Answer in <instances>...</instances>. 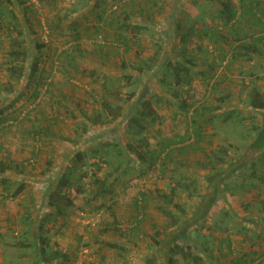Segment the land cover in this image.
Returning a JSON list of instances; mask_svg holds the SVG:
<instances>
[{"label":"rangeland","instance_id":"1","mask_svg":"<svg viewBox=\"0 0 264 264\" xmlns=\"http://www.w3.org/2000/svg\"><path fill=\"white\" fill-rule=\"evenodd\" d=\"M233 1L236 5L239 3V0ZM39 2L40 6L36 9L28 0H17L20 4L18 11L16 4L6 2L2 10L8 11L9 17L0 19V264H47L40 259L41 253L37 254L38 247L42 245H45L46 255L56 249L67 254L65 260L61 261L62 264H72L66 249L63 252L61 248L73 243V230L83 227V234L93 232L89 219L83 223L79 219L88 217V213H80L78 208L87 206L93 197H103L105 191L102 188L99 192V182L91 178L88 172L91 164L95 167L100 162V167H103L102 164L106 166L101 174L106 176L108 171L111 172L106 184V195L110 194V190L115 191L116 186L133 194L134 191L137 193L147 188V212L152 213L153 228L157 229L154 236L163 240L168 235L170 239V234L173 233L174 236L169 241L172 243L170 248L182 250L186 259L189 258L188 255L201 257L210 238L218 241L219 249H228L223 253L224 256L220 254L216 259L219 256L222 261H226L227 257L240 256L244 261L249 259L246 251L242 254H239L240 251L234 253L235 249H240L244 238L241 235L231 238L223 235L226 232L223 225L225 223L226 227L234 231H244L246 221L241 218L243 216L240 211L246 215L245 199L249 194L246 193L250 190L249 183L255 181V190L260 193L262 201L258 205L260 207L264 204V174H261L264 172V151L256 153L253 158L239 155L249 149L248 145L261 125L264 57H258L257 53L245 54L241 50H235L236 59H232L233 51L221 59L209 36L201 33L203 28H215L221 33L230 31L228 24L222 26L223 21L219 16L226 0H158V7H154L152 13L149 10L144 12V17L148 20L134 32L132 23L138 19V9H130L136 7L137 3L132 0H125V4L106 0L103 17L112 14L110 10L115 4L116 12L119 13L120 8L125 9L129 12L128 18L131 21L122 32L129 38L133 37L127 49L122 50L120 46H116L118 49H113L109 55H103L105 53L99 48L103 40L98 34L93 39L85 37L81 43L69 39L70 35L81 30L71 26L69 17L75 13L74 10H64L63 6L55 5V1L52 4L44 0ZM2 7L3 5L0 7V17ZM90 14L83 12L82 19L85 22H79L86 23L89 19L86 15ZM116 18L121 20L123 16L118 14ZM48 24L51 28L45 42L41 37L42 28ZM262 32L264 34V29ZM184 33L188 40L181 43L180 37ZM257 36L262 34L258 32L253 37ZM64 39L66 40L63 41ZM254 42V38L241 39L248 51L255 46L261 51L260 55L264 56V44ZM76 45L79 48L73 50ZM123 57L127 66L121 63ZM185 57H189L193 64L186 62ZM164 60L186 65L187 69L182 72V83L173 81L169 64L161 66ZM145 62L149 63V69L144 66ZM138 66H141L140 70H137ZM154 72L155 75L151 77ZM42 77L51 83L50 92H46L44 86L37 85ZM146 80L149 87L146 98L158 117L147 131L135 133V128L131 129L140 143L145 139L154 144L162 135L182 132L184 124L192 117L198 124H190L191 127L199 125L202 128V139L197 141L194 140L192 128L189 129V141L193 145L177 162L169 163V177L163 179H155L157 170L143 167L140 160L132 159L133 157L123 162V169L113 172V166L109 167L102 162L101 159H105L100 157L102 153L90 151L96 147L97 150H107L112 155L114 142L122 145L128 140L129 135L124 131L118 138L106 139L107 130L117 126L119 119L109 121L108 110L103 112L101 103L106 100L112 110L120 107V114H124L134 107L133 101L137 93L144 89L143 83ZM131 91H135V95L129 96ZM88 94H93L94 100ZM184 101L190 103L193 110L192 107L185 110L179 105ZM137 107L133 108V113ZM44 114L51 119L49 122L42 120ZM26 115L27 120L22 121ZM28 126L35 129L33 139L26 135ZM120 127V130L124 128L125 123ZM35 137L42 140L41 146ZM207 139L211 140L210 145L207 144ZM198 145L209 151L204 154L197 148ZM33 147H39L37 154L33 152ZM141 147L139 145L137 149ZM219 153L223 155L224 164L221 162L212 166L209 159ZM32 158L36 159L32 166L22 162ZM230 167L234 168L233 175L229 178L227 175L223 181H230L231 191L243 197L238 199V203L235 201L236 206L238 205L237 212H233L231 208V211H225L223 208L216 217L205 223L207 217L198 216L200 211L202 213L197 206L198 191L202 190L198 188L200 180L204 179L206 172L214 174L216 170L222 169L223 175L229 174L232 171ZM187 168L197 172L188 173ZM63 173L68 175L70 185L60 189L57 179ZM251 173L252 176L249 175ZM114 175L120 177L114 180ZM120 182L122 183L119 185ZM92 184H95L94 192L88 191ZM172 187L175 189L173 193ZM17 189L19 190L16 191ZM52 192V205H56L55 207L48 204ZM125 195H121L120 200L126 198ZM86 197H89L87 201ZM132 197L128 194L126 201ZM204 208L206 210L207 206ZM124 211L118 205L117 212ZM65 219H70V223L66 232L61 231L63 236H60L57 228L60 229L58 225ZM260 219L255 220L257 225L263 223ZM174 222L175 226H172L171 223ZM216 226L220 228V233L223 232L222 235L215 234ZM189 227L192 229L190 234ZM199 228L208 229L209 233L200 236L197 234ZM212 234L218 237H212ZM199 242L201 247L198 249L196 245ZM84 246L77 252L80 259L88 260L90 257V260L96 261V253L93 259V252L87 251ZM119 250L114 252L112 249L106 253L113 264H141L149 254L126 246ZM167 252H163V255L159 253V259L155 258L160 261L159 264H163L162 256L166 259ZM207 252V258L213 260L209 249ZM256 255L260 256L259 253ZM206 262L209 264L207 260ZM58 263L60 258L50 262Z\"/></svg>","mask_w":264,"mask_h":264},{"label":"trees","instance_id":"2","mask_svg":"<svg viewBox=\"0 0 264 264\" xmlns=\"http://www.w3.org/2000/svg\"><path fill=\"white\" fill-rule=\"evenodd\" d=\"M115 1H119L121 3L123 2L122 4H125V0H112V2H115ZM132 1H135L134 3H137V5L136 7L133 6L134 8L132 7L130 11H132L135 8L138 9V19H136L132 23V28H133L132 31L134 32V31H138L141 28L142 24L146 20H148V18L144 17V12L146 10H149V12L152 13L154 12L152 11V9H154V7H158L157 5L158 0H132ZM113 6L114 7L112 8V10H110V12H112L111 15H108V17L106 16L103 17V14L105 13L104 8H103L102 11L95 13V16H94L95 22L92 25L84 26L83 28H81L80 31H77L78 38H81L84 36V37H87V38L89 37L93 39V37H95L96 34H98L99 37H102L103 41H102V44L100 43L101 45H99V48L102 50L103 53H105L103 55H106V54L109 55L113 49L117 50L118 48L116 46H120L122 50H125L129 47V43H132L133 41V37L129 38L127 35H125L122 32L123 28H125L131 21L128 18L129 12L123 8H120V12L118 13L115 10L117 8V5L115 4ZM113 12H115V14H113ZM118 14L119 15L121 14L123 16L121 20L119 18H116V15ZM219 16H220V19L223 21L222 26L225 27L228 24L230 31H226L227 33H221L218 29H215V28H212V29L203 28L201 30V33L209 36V38L211 39L210 42L214 44L213 48L218 51L219 57L221 59L226 57V54H228L230 51L234 52V54L232 55V59H236L235 50H241L245 54L257 53L258 57H264L260 55L261 51L258 50L255 46L251 48L250 51H248L247 48H244L245 44L241 43V39L243 37H248L251 39L254 38L255 44L256 42H261L264 44V34L262 32V30L264 29V1L263 0H239V3L237 5L233 0H226V3L223 4V6L221 7L219 11ZM106 18L107 19L109 18V19L106 20ZM236 18H239V19L236 20ZM75 23H76V20L75 21L71 20V24H72L71 26L75 27L76 25ZM48 27L51 28V25L48 24ZM190 30H191V27L189 28V32ZM258 32L259 34H262V36L253 37L254 34L256 33L258 34ZM197 38L201 39L200 36H198ZM187 40H188V37L186 33L182 34L180 37L181 43L183 42L185 43L187 42ZM107 41L109 43L106 44ZM115 43H117L118 45H116ZM75 47L76 48L73 50H77L79 48L78 45H76ZM198 48L201 49L200 45H198ZM64 53H67V52H64ZM167 61L168 60H164L161 66H163V64L165 65L169 64V66H171L172 68L170 72L173 75V78H172L173 81L182 83L183 81L182 72L187 69L186 65L183 63H179L177 61L176 62H167ZM185 61L190 64H193L192 60L189 57L188 58L185 57ZM121 63L126 66L128 65L124 57L121 60ZM35 65L36 63L34 64V66ZM144 66L149 69L150 65L148 62H145ZM140 69H141V66H138L137 70H140ZM154 75H155V72L153 74L151 73L150 76L152 77ZM147 81L148 80H146V82L143 83L144 89L141 90L142 92L139 94L137 93L135 100L133 101L134 107L139 106L136 109H134V113L132 111L134 107H131V109H128L124 114L121 115L120 114L121 110L119 111L120 107H117V109L114 108L112 110L109 107V104H107L108 101L103 100L101 103L102 111L106 112V109L108 110V114L110 116L109 121L114 120L115 118L119 119L117 126L113 127L112 129L107 130L106 133L108 137L106 136V139L112 140L114 138H118L119 134H121L124 131L126 132V134L129 135L128 140L122 143V145H120L117 142H114L113 146L115 148L113 151L114 153L112 155L108 153L107 150L106 152L103 150L100 151V149L97 150L96 147L91 148L90 151L99 153V154L102 153L103 155L100 157L105 158V159H101L102 162L106 163V165L109 167L113 166L112 167V170H114L113 172L118 171L120 168L123 169L124 168L123 162L124 161L127 162L129 157L130 158L133 157L132 159H135V158L139 159L142 166L144 165L143 167L155 168L157 170V173L155 174V179H163V178L169 177L167 174L169 171L168 170L169 163H174L175 161L177 162L178 161L177 159L179 157L180 158L183 157V155H185L188 149H190L191 146L193 145V143L189 141L191 137H190V133L188 132H189V129L192 128L191 125L193 126L197 122L195 121L194 117H192L186 124H184L185 127L182 132H173L169 136L162 135L159 139L156 140L154 144L147 142L145 139H143L142 143H140V141L135 138L134 133H133L134 131L132 132L131 129L135 128V133H138L144 130L147 131L151 125L156 123L157 117H158L157 113L153 109H151L152 106L150 105L148 99L146 98L148 91H149ZM45 82H46L45 78L42 77L39 80V83L37 85H41V87L44 86V89L46 90V92H50L51 83H49V81H47L46 83ZM128 95L129 96L135 95V91L129 92ZM88 96H91V99L94 100L93 94L92 95L88 94ZM179 105L181 107H184L185 110L192 107L190 103H186L185 101L183 103H180ZM51 107L52 105L50 106V108ZM262 108H263V111H262L261 125L257 129L253 139L251 140V143L248 145L249 149H259V148L264 147V106H262ZM192 110H193V107H192ZM6 117H3V118L6 119ZM27 117H28L27 115L23 117L22 121H26ZM41 118L45 122H49L51 120L48 116H46V114L42 115ZM123 123H125V127L120 130L121 128L120 126ZM33 128L34 127L32 126L30 127L28 126V129L26 131V135H30L32 139L35 136V129ZM201 129L202 128L199 125L191 129L192 134L193 133L195 134V138H194L195 141L202 139ZM111 133H112V136H110ZM35 139L39 141V145L41 146L42 140L39 137H35ZM135 141H136V144H135ZM183 142L185 143L182 144ZM206 142L208 145H210L211 140L207 139ZM139 145H141L142 147L141 149L138 150L137 146ZM197 148L203 152L202 150L203 146L198 145ZM38 151H39V147H36L33 150L35 154H37ZM79 156L81 157V154H79ZM222 156L223 155H221L220 153L215 154L214 157H212V159H209V161L211 162V165L215 166L217 165V163H221V162L222 164H224V159ZM35 161L36 159L32 158V159H26V161H22V162H25V164L28 166H32ZM100 164L101 162L95 164V168L89 172V175L91 176V178H94V180L99 182V192H101L102 188L104 191L106 190L105 188L106 185H104V183L106 181V184H107V180H109V177H108L109 173H111L110 171H108L106 173V176H104L103 178H99L96 173L100 169V166H99ZM0 165H2V163H0ZM187 169L186 170L188 171V173H191L189 171L190 168H187ZM186 170L184 169V171ZM193 172L195 173L197 171L194 169ZM119 177L120 175H118L117 177L116 175H114V178H115L114 180H117ZM57 182H58V186L60 187V189L68 188L70 185L68 182V175L66 173L65 175L63 173L62 175L58 176ZM52 184L53 183H51V185ZM18 190L19 189H17L16 191ZM174 191L175 189L174 187H172L171 193H173ZM138 192L136 193L137 195H136V199H134L135 201L133 205V207L135 208V213L132 214V216H134L135 219L137 218L138 214H141L140 212L142 213L147 212V205H146L147 200L145 197H143L145 195L143 194V192H146V189H143L142 192L141 190L139 193ZM52 194L54 193L52 192L50 194L48 204H50L52 207H55L56 205L54 206L52 205L53 204L52 199H51ZM177 194H178V197H180V194L179 193ZM204 206L206 205L204 204ZM58 212L61 213L60 211ZM171 224H173L172 226H175V222ZM41 240H42L41 242L43 243L44 242L43 239ZM167 251L168 252H167V258H166V264H183L184 261L186 260V255L182 250H178L172 247L168 249ZM40 253H41L40 259L44 263H47V264H50V262H53L57 258H60V263L58 264H62L61 261L63 262V260H65V258L67 257V255H65L64 253H61L60 251L56 249L51 250L50 253L46 255L45 245L38 247L37 254L39 255ZM193 259H198V257L193 256Z\"/></svg>","mask_w":264,"mask_h":264},{"label":"crops","instance_id":"3","mask_svg":"<svg viewBox=\"0 0 264 264\" xmlns=\"http://www.w3.org/2000/svg\"><path fill=\"white\" fill-rule=\"evenodd\" d=\"M5 1L8 3L11 2V4H16L15 8L17 11L19 10L18 7L20 6V4L17 3V0H0V7L1 5H3V7L1 8V12H3L0 17L1 20H4L5 18L9 17L8 11L2 10L4 8V4L6 3ZM44 1L50 4H52V2L55 1V5L58 4L60 6H63L64 10L67 8H70L72 11L74 10L75 13L72 15V17H69V20L77 21V23H75L76 29L77 28L81 29L84 26L92 25L95 22V19H94L95 13L100 12L101 10H103V8L106 7V0H61V2H58V0L57 1L56 0H44ZM83 12L92 14V15L91 14L86 15V17L89 18L86 23L79 22V20H83L82 19ZM57 24L59 26L61 25L59 23ZM84 38H85L84 36L81 38H78L77 34L69 36L70 40L74 42H78V43H81L82 39ZM65 40L66 39H64L63 41ZM51 88H52V85H51ZM202 150H203V153H205L209 149H205V147H203ZM260 151H264V147L259 148V149H247L244 151V153L242 152L239 155H242L245 157L249 156L253 158L256 155V153ZM263 162H264V157L262 159V163ZM102 165L103 167L101 166L97 172L98 173L97 176L99 178L104 177V175L101 174V172L104 171L106 166L105 164H102ZM233 166L240 167L238 166V164L233 165ZM94 168L95 167L91 164V166L88 169V172H90ZM230 169L232 171L228 172L229 174H226V175H223L221 173V171H223L222 169L220 171L216 170L214 174L206 172L205 176H203L204 179L200 180V183H199L200 187L198 186V188H201L202 190L198 191V205L197 206L200 207V209L202 210V213L201 211L199 212L200 217H202L203 215H204L203 216L204 218L207 217L205 219V223L207 222V220H210V219H213V217H216L220 213V211L223 210V208H225V211L226 210L229 211L231 208L233 212H237L238 205L236 206V202L238 203L239 202L238 199H242L243 197L237 196L234 194L233 191H231L230 181H227V179L223 181V179L227 177L228 178L232 177L234 168L230 167ZM189 171L192 172L194 170L190 168ZM261 174L263 175L264 172H261ZM249 175L252 176L253 173ZM257 175H260V173H257ZM256 177L260 179L258 176ZM121 183L122 182H120L119 185ZM104 185H106V181ZM249 185H250L249 186L250 190L246 192L247 194L248 193L249 194L246 196L247 197L246 199L244 197V199L246 200V205H247V208L245 207L246 215L244 216V213L240 211V215L243 216L241 218H243L246 221V226L243 227L244 231L231 230L230 227H226L227 225L225 223H224L225 227L223 225V228L226 229L225 234H223V232L220 233L219 231L220 228H218V226H216L214 229L216 235H222V234L228 235L230 238L241 235V237L244 238L245 241L243 242L241 241L240 249H235L236 252L234 251V253L236 254L237 252L240 251L239 254H242L243 252L246 251V253L249 256V259H245L244 261V259L241 256L238 258L227 257L226 261H222L220 256L218 259H216L218 255L220 254L223 255V253L227 251L228 249L227 248L226 250L225 248L219 249V246H217L219 245V243H217L218 241H213L214 239L210 238L211 241L206 245V251L204 252L203 249L201 250L203 251L201 252L203 253L201 254V257L198 256V259H193V256L190 255L189 256L190 259L189 258H188L189 260L186 259L183 264H207L206 260L209 262V264H264V240H263L264 204H261L260 207L258 205V203L262 201H260L261 200L260 198L261 196L259 195L260 193H258L255 190V187L257 186L255 185V181L253 183H249ZM94 186L95 184H92L91 186H89L88 191L94 192ZM114 189L115 191L110 190V194L108 195H106V190H105L104 194H102L103 197L99 195L97 197H93V199L91 198L90 199L91 201L85 207H82L79 205L80 207L78 208V210H80V213H88V217H85V218L79 217L80 222L83 223L84 220L89 219L91 221L92 228H94V229H91L93 232L89 234L87 232H84L83 234V232H81L83 227L79 229L80 231L78 229H75L77 233H74L75 231L73 230V234L75 235V240L73 241V243H71V245H69L68 247L65 246L63 248H61L62 244L60 242L61 251L64 252V250L66 249V252L70 256L69 261L72 264H98L99 262L103 264L105 263V261H106V264H110V263L113 264L114 262L111 261V257L109 258V254H106L107 251L109 252L110 250L113 249L114 252H118L120 251L119 249L121 247L126 246L127 248H132L134 251H139L140 253H143V252L149 253L147 256V259L145 257V259L142 261L141 264H150L151 262L153 264H159L160 261L157 260L159 259L158 254L162 253L163 255V252L164 254H166L167 250L170 248V245L172 244V243L170 244L169 241H171L170 239L173 238L174 236L173 233L170 234L171 236L170 239L167 235V232L165 233V236L167 235L166 239L165 237L163 240L156 238L154 235L157 232V229L153 228L152 213L140 212L141 214H138L136 219L134 216H132V214L135 213V208L133 207V205L135 201L134 199H136V195H137L136 191H134V194L133 192L128 193L126 189H119L118 186H116ZM146 191H147V188H146ZM141 192H142V189H141ZM123 194H126L125 195L126 198L128 194L129 196H134V197L130 198L129 201H126V198H123L120 200L121 195ZM143 194H145L143 197L149 196V193L143 192ZM87 196H89V194H87ZM195 197L196 196H194V198ZM87 199H89V197H86V201ZM262 200H263V197H262ZM241 203L244 204L242 200H241ZM127 204H129L130 206L128 207ZM204 204L207 206L206 210L204 208ZM118 205L120 206V208L122 207L123 209H125V211L117 212ZM257 219L263 220V223H262L263 225L262 224L257 225L255 221ZM69 220L70 219L61 220L60 224L58 225L60 229L57 228V230H58V233H60V236H63V234H61V231L66 232V227L70 223ZM86 228L89 229L88 227ZM189 228L190 229L188 231V234H190V232L192 231L191 227ZM198 230L200 231L197 234L200 236L207 235L209 233L208 229H205V228H199ZM216 235L214 236V234H212V237H218ZM236 242H237V239H236ZM83 243L87 247V251H90L91 253L93 252L92 253L93 259H94V253H96L97 255L95 258L96 261L93 262L92 260H90L89 256H88L89 257L88 260L86 259L82 260L80 259L79 254L77 255L78 250L81 247L83 248L84 246ZM55 244L58 245L57 242ZM95 245H97L98 247H96ZM196 246L199 249V246L201 247L200 242ZM208 249L210 250L209 252L210 255L213 256V260H211L210 258H207ZM256 253H259L260 256L258 257ZM162 260H164L163 264H166V259L164 258V256H162Z\"/></svg>","mask_w":264,"mask_h":264},{"label":"built area","instance_id":"4","mask_svg":"<svg viewBox=\"0 0 264 264\" xmlns=\"http://www.w3.org/2000/svg\"><path fill=\"white\" fill-rule=\"evenodd\" d=\"M30 2L31 5H33L34 8L38 9V7L40 6V2L39 0H28ZM114 7V6H113ZM42 39L46 42L48 40V36L47 33L49 32V27L47 25H43L42 28Z\"/></svg>","mask_w":264,"mask_h":264}]
</instances>
